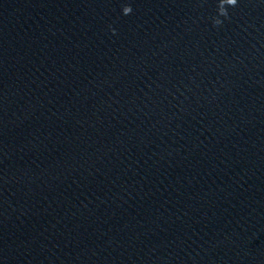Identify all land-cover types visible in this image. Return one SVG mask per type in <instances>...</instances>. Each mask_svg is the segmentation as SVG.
I'll return each mask as SVG.
<instances>
[{"label":"clouds","instance_id":"9594fccd","mask_svg":"<svg viewBox=\"0 0 264 264\" xmlns=\"http://www.w3.org/2000/svg\"><path fill=\"white\" fill-rule=\"evenodd\" d=\"M237 4V0H218L217 11L218 16H223L224 18H228V7H235ZM124 15H128L132 12V8L130 5H125L122 9ZM213 23L215 25H220L222 21L217 17L214 18ZM113 33H115V29H112Z\"/></svg>","mask_w":264,"mask_h":264}]
</instances>
